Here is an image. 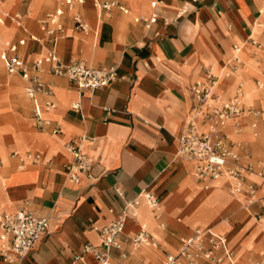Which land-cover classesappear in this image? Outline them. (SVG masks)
<instances>
[{
  "label": "crops",
  "instance_id": "1",
  "mask_svg": "<svg viewBox=\"0 0 264 264\" xmlns=\"http://www.w3.org/2000/svg\"><path fill=\"white\" fill-rule=\"evenodd\" d=\"M117 1L126 12L119 6L99 10L93 0L66 9L61 17L63 31H46L40 25L42 18L56 10L55 0L53 11L46 12V0H31L28 9L17 14L24 27L18 25V38L10 40H26L18 46L25 63L31 65L55 47L63 63L83 59L95 67H116L117 75L108 87L80 91L68 78L51 73L47 64L39 76L52 84L54 94L33 100L23 94L27 83L21 75L0 65L7 82L0 94L6 110L5 125L0 127L5 132L0 136L4 152L0 155V213H13L28 202L34 213L50 220V232L19 263L4 259L0 240V264H100L92 253L84 252L85 245L99 246L98 229L114 221L125 202L145 189L159 196L161 217L157 219L145 203L138 207L117 238L121 247L111 250L114 264H162L167 251L178 250L182 236L207 227L224 234L237 254L232 260L223 258L222 264L261 259L264 229L255 223L259 205L243 209L240 198L223 185V178L205 187L196 177L197 163L177 153L178 137L196 102L191 88L207 81L214 69L221 75L235 46L241 52L246 49L247 59L261 63L248 49L255 34L264 40V0H162L156 8L152 0ZM154 13L157 21L149 25ZM75 14L89 24L88 31L76 28ZM5 15L7 20L15 18ZM243 77L237 76L236 84L251 92L248 105L263 95L264 108V93L255 91L250 80L244 84ZM226 79L221 76L218 84L225 81L219 90L229 98L226 85L234 84V79ZM48 99L56 108L44 112L51 124L39 130L33 112ZM76 101L81 103L80 110L72 106ZM250 107L245 105L246 110ZM255 120L246 114L244 126L249 128ZM259 122L261 130L235 135L247 139L255 151L264 142V113ZM54 126L61 132L52 133ZM72 140L96 161L94 177L83 176L79 184L66 177V166L74 160L66 146ZM31 154L41 159L32 162ZM259 193L264 195V188ZM141 230L150 232L158 245L135 248L132 237Z\"/></svg>",
  "mask_w": 264,
  "mask_h": 264
},
{
  "label": "built area",
  "instance_id": "2",
  "mask_svg": "<svg viewBox=\"0 0 264 264\" xmlns=\"http://www.w3.org/2000/svg\"><path fill=\"white\" fill-rule=\"evenodd\" d=\"M57 8L48 13L40 20V25L46 31H63L61 17L66 9L73 10L86 0H55ZM95 7L99 10H111L119 6L121 10L127 11L124 5L117 0H93ZM162 0H152L153 8L158 7ZM2 9L0 7V21H2ZM158 14L154 13L148 18L149 25L157 21ZM14 20L21 27V18L16 15ZM74 22L77 29L88 31L89 24L79 15H74ZM50 26L53 28L51 29ZM35 38V37H34ZM251 44L261 48L262 45L255 39ZM25 39L18 42L7 40L0 54V65L12 73H19L26 81L25 91L30 99L36 100L40 95L52 97L54 94L51 83L44 82L39 74L50 64V72L68 78L80 91L108 87L115 80L117 75L116 67H95L86 60L74 59L70 63H63L55 47L46 51V54L31 65L25 63L18 53V46L24 45ZM240 46L234 47L233 57L228 62L231 72H226V77L232 76L244 61L239 52ZM208 80L197 82L192 88L196 102L192 106L187 121L181 134L178 137V156L197 163L196 177L205 187L223 176L227 177L231 191L236 195H243L239 199L241 206L249 210L259 205L260 210L255 213L258 221L264 222V195H260V189L264 188V161H243L239 151L241 145L234 141L227 132V127L241 129L244 126L243 119L246 114H252L256 120L252 127L256 128L258 119L263 115L261 109L254 106L248 110L243 101V85L239 84L233 96L224 98L217 92V84L220 76L212 71L208 72ZM260 87H264L258 81ZM80 101L73 103V108L80 110ZM56 108V103L48 99L45 103L37 105L33 112L34 124L39 130H46L51 120L45 117L44 112ZM61 132L59 126L52 127V133ZM67 149L73 155V162L66 166V177L69 182L79 184L83 176L94 177L93 170L96 161L89 154L82 151L75 140L67 143ZM28 157L32 162H38L41 156L31 154ZM254 175L260 179L250 180L249 176ZM117 193L124 198V193L117 188ZM143 203L147 204L157 219L162 214V203L158 195L151 190L145 189L137 197L125 202L124 208L118 217L109 224L99 228L101 243L99 246L86 244L84 252L92 253L100 264H114L111 261V250L120 248L117 241L120 234L124 232L127 219L136 214V210ZM50 232V220L47 216H39L29 207L26 202L22 207L13 213H0V240L2 256L11 263L22 261L35 247L37 242ZM132 244L135 248L145 245L157 246L158 243L153 235L141 230L132 237ZM234 254L229 248L227 237L218 232L214 227L195 228L192 233L181 237L180 246L176 252L167 251L162 264H220L223 258L232 260Z\"/></svg>",
  "mask_w": 264,
  "mask_h": 264
},
{
  "label": "rangeland",
  "instance_id": "3",
  "mask_svg": "<svg viewBox=\"0 0 264 264\" xmlns=\"http://www.w3.org/2000/svg\"><path fill=\"white\" fill-rule=\"evenodd\" d=\"M7 1L8 0H1L0 1V7L2 9V14H1L2 15V21H0V26H1V29L4 31L3 40L0 36V43H1L0 44V51L3 49L4 44L7 40L18 38V36H19L18 33L20 31L17 22L15 20L12 21L11 18H8L9 20H7L5 14L13 15L14 17H16V15L18 13H24L25 10L28 9L29 3L31 2V0H16V4L14 5L15 8L9 9V8L5 7L7 4ZM37 1L38 0H36V2ZM55 6L56 5H55L54 0H50V2L48 4V8L46 9V12L53 11L55 9ZM4 11H6V12H4ZM73 12L75 13L76 10H74ZM31 16L34 17L33 12L31 13ZM254 38L258 42L261 43L262 47L259 48V47H256L254 45H250V48L248 49V51H251L255 56H257L258 60H261V63H258L255 60L253 61V60L247 59L244 56V52L246 51V49L243 48L240 57L243 61H245V64L243 63V65H241L239 67V69L235 73L232 74V76H230L229 78L226 79V80L234 79V84L226 85V87L229 90L228 96H232L235 93V90L238 87L236 84V78H237V76L239 77V75H245L246 79H248V80H246L244 77L240 78L244 84H246V81L250 80L253 84V89L255 91H258L259 93L264 92V87H260V85L258 84V81H259L261 83V85H264V78H263L264 77V40L260 36H257L256 34L254 35ZM226 72H231L228 67L225 69L224 73H226ZM0 73H1V75H0V94H2V92L7 87V82L5 80L6 72L3 68V66H0ZM213 73H215L216 75H219V72L216 69L213 70ZM224 82L218 84L217 89H216L217 92L220 93L219 87L221 85H223ZM246 90H247V87L244 86L243 101H244L246 107L248 108L250 106H254L256 109H262L263 110L262 112L264 113V108H263V104H262L263 95H262V98L256 99L255 103L253 105H248L250 99L249 98L247 99L245 96ZM23 94L26 96L25 90L23 91ZM14 98L16 99V96ZM5 111H6L5 105L0 104V127L5 125V119L2 117L3 113ZM249 126H250L249 128H246L245 126H243L241 129H237V128L232 127L231 132L230 131H227V132L229 133V136L234 141L238 142L241 145V148L243 149L242 150L243 161L250 160V161H253L255 163H257L258 161H264V142H263L261 149L259 151H255V150H251V144L247 139L237 138L235 136L237 134H241V133L248 131V130H251V129H254V130L260 129L261 130V122L258 123L256 128H253L251 123L249 124ZM4 133H5L4 130H0V136ZM260 134H261V131H259V135ZM3 140L5 141V139H3ZM0 148H3L2 145L0 146ZM245 150H247V151H245ZM222 178L224 180L223 185L231 191V189L227 183V180H228L227 177L223 176ZM249 179L260 181V179L254 175H250ZM237 197L240 199H243V195H238ZM149 214L151 215L150 212H149ZM226 218L227 217H225V216L223 217V219H226ZM255 223L264 229V222H260L257 219H255ZM203 225H210V224H203ZM193 226H196V225H193ZM168 249L173 250V251L175 250L174 247H170V246H168ZM236 255L237 254L235 253L233 258H235ZM163 257L164 256L162 255V259H163ZM223 262H225V261H222L220 264H222ZM245 263L246 264H264V255L259 260H255L254 262L253 261L252 262L251 261H245Z\"/></svg>",
  "mask_w": 264,
  "mask_h": 264
},
{
  "label": "bare ground",
  "instance_id": "4",
  "mask_svg": "<svg viewBox=\"0 0 264 264\" xmlns=\"http://www.w3.org/2000/svg\"><path fill=\"white\" fill-rule=\"evenodd\" d=\"M50 2V0H46V3H49ZM16 4V0H8L7 1V4H6V6L5 7H7V8H9V9H14L15 7H14V5ZM6 9V8H5ZM4 12H6V11H4ZM0 36H1V38H2V40H3V36H4V31L1 29V26H0ZM1 44V43H0ZM241 52V51H240ZM240 52H239V54H240ZM225 69H226V67H224L223 69H222V73H221V75H219L220 77L222 76L223 78H229V77H226V75H225ZM243 90H244V87H243ZM264 93V92H263ZM246 95V98L248 99H251V97H250V94H251V92H248V89L246 90V93H245ZM255 95V94H254ZM0 155L1 156H4V152H3V150H2V148H0ZM6 158V157H5ZM221 179V178H220ZM233 263H235V261H233Z\"/></svg>",
  "mask_w": 264,
  "mask_h": 264
}]
</instances>
